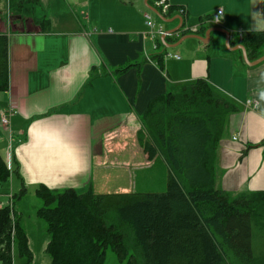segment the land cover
<instances>
[{"label":"crops","instance_id":"0c3cea01","mask_svg":"<svg viewBox=\"0 0 264 264\" xmlns=\"http://www.w3.org/2000/svg\"><path fill=\"white\" fill-rule=\"evenodd\" d=\"M155 1L49 0L43 7V0H14L19 13L13 24L0 23V33L9 39L8 85L0 90V153L11 169L0 187L7 182L13 189L24 187L23 196L37 194L39 185L97 193L137 191L128 181L111 182L129 175V166L153 169L159 164L139 143L141 116L154 98L205 79L240 105L225 121L216 188L233 196L264 191V61L247 63L242 50L227 49L223 37L214 35L220 31L213 29H226L231 46L244 44L245 33L264 34V0H170L167 21L148 8L147 2L156 7ZM219 7L224 9L221 24L211 19ZM146 12L166 32L177 30L165 40L158 36V48L146 33ZM188 34L205 40L185 38ZM157 51H164L162 62L145 60ZM247 51L256 60L255 55L264 54V42ZM129 62L142 63L141 69L132 66L116 73ZM10 109L13 115L5 126L2 113ZM132 137L136 147H130ZM113 163H121L123 170H111ZM11 194L14 204L16 192ZM8 197L0 193V208L10 203ZM41 225L42 250L24 228L32 256L14 245L13 264L51 263L47 223Z\"/></svg>","mask_w":264,"mask_h":264},{"label":"trees","instance_id":"16d2710c","mask_svg":"<svg viewBox=\"0 0 264 264\" xmlns=\"http://www.w3.org/2000/svg\"><path fill=\"white\" fill-rule=\"evenodd\" d=\"M263 42L264 34L243 35L247 49ZM260 56L262 52L254 58ZM150 59L162 62L164 51ZM141 65L129 62L116 73L132 66L140 70ZM8 75L9 39L0 33V90L7 88ZM239 108L205 79L178 85L150 102L141 116L138 140L149 159L167 165L164 192L37 186L43 200L37 213L50 235V264H103L108 247L121 259L128 257V264H264V249L254 246L255 229L264 231V191L233 196L215 186L225 121ZM10 175L0 153V182ZM26 192L23 187L15 197ZM13 241L31 258L20 217L14 204H7L0 208L1 264H13Z\"/></svg>","mask_w":264,"mask_h":264},{"label":"rangeland","instance_id":"374dc122","mask_svg":"<svg viewBox=\"0 0 264 264\" xmlns=\"http://www.w3.org/2000/svg\"><path fill=\"white\" fill-rule=\"evenodd\" d=\"M49 0H43V7H46ZM11 5V7L9 6ZM19 13V10L17 11ZM15 10V2L14 0H0V23H6L8 26H11L14 21V15L17 14ZM2 25V24H1ZM214 35H220L223 37V40L225 42V47L227 49H231L230 46L226 43L225 34L222 32H216ZM264 55V54H263ZM130 143V147H136L137 141L135 140V137L128 139ZM139 144V143H138ZM140 146V145H139ZM117 152V151H116ZM115 152V153H116ZM115 153H112L111 156L113 157ZM120 152H117V161H120L119 158L121 154ZM122 155L127 156V152L122 153ZM109 164V161L108 163ZM164 165V170L162 169ZM112 167L111 170L121 171L123 170L121 163H113L110 164ZM148 166L146 165H132L129 166L128 169H130L129 175H120L118 178L114 179L111 182V185L115 186L117 184L123 183V181H128L133 187L134 190H137L139 192H164L167 188V178L169 174V170L167 165L160 160L159 164L156 165L153 169H148ZM157 167H160V170L157 169ZM11 185V182H7L4 186L0 187V193L3 195L11 194L14 190V192L19 193L20 188L16 185L15 188ZM62 190V189H61ZM12 195V194H11ZM21 197V198H20ZM13 200V199H12ZM8 201H10L8 197ZM42 199L35 194L34 192H31L27 195H22L15 197L14 199V208L16 210L17 215L23 219V224L20 223L21 227L26 230L31 231L35 237L32 239V244L38 243L40 245H36V248H41L42 240L39 238V228L45 227L44 225H41L42 223H46L45 220L38 215V209L42 204ZM13 202V201H12ZM255 229V241L254 246L255 248L264 249V231L258 229ZM25 231V230H24ZM17 247V245H16ZM15 247V250L17 248ZM38 252H41V251ZM43 252V251H42ZM38 254V253H37ZM50 257V254H49ZM25 259V258H24ZM128 257L120 258L116 252L111 248L108 247L105 252V258L103 264H128Z\"/></svg>","mask_w":264,"mask_h":264},{"label":"built area","instance_id":"2783aa9c","mask_svg":"<svg viewBox=\"0 0 264 264\" xmlns=\"http://www.w3.org/2000/svg\"><path fill=\"white\" fill-rule=\"evenodd\" d=\"M156 7H158L160 9V12L162 14H166L170 11L172 4L170 0H156ZM180 12L181 13H185L186 9L184 7L180 8ZM223 14H224V9L222 7H219L218 9H216V11L211 15V19L212 21H214L217 24H221L222 22V18H223ZM145 22H146V26H147V31L146 33L148 35L151 36V38L154 40V48H158V43L156 42V39L158 36L160 35H166L167 32L165 31L164 27L160 24H158L156 22V20L154 19L153 15L151 14V12H146L145 13ZM178 57V56H177ZM148 59H150V56H147ZM13 115V110L10 109L9 111L3 112L2 113V117H1V122L3 125L5 126H9L10 125V118ZM8 154L10 155L11 153L8 152ZM11 201L9 204H11V206H13V202H12V197L10 198ZM13 237H14V232H13ZM15 245V242L13 241V247Z\"/></svg>","mask_w":264,"mask_h":264},{"label":"water","instance_id":"95a60500","mask_svg":"<svg viewBox=\"0 0 264 264\" xmlns=\"http://www.w3.org/2000/svg\"><path fill=\"white\" fill-rule=\"evenodd\" d=\"M147 6L149 9H151L153 12H155L162 20L167 21V18L165 17V15L162 14L157 7L153 6L152 4H150L148 2H147ZM213 29L226 34V42H227L228 46H230L232 49H241L243 52V56H244L247 63L254 65V64H257V63L264 61V55H262L261 57L257 58L254 61H251L249 59V56H248L247 48L242 43H239L236 46H231V44H230V33L226 29H224L223 27H214ZM174 31L176 32L177 30H174ZM174 31H171V33H174ZM167 33L171 34L169 31ZM187 37H196L198 39L205 40L204 37L197 35V34H188L185 36V38H187ZM162 39L165 40V35H162Z\"/></svg>","mask_w":264,"mask_h":264}]
</instances>
